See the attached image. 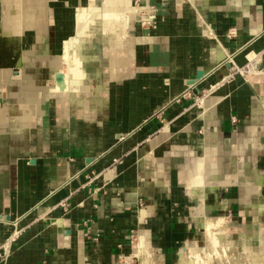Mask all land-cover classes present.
<instances>
[{"label": "crops", "instance_id": "1", "mask_svg": "<svg viewBox=\"0 0 264 264\" xmlns=\"http://www.w3.org/2000/svg\"><path fill=\"white\" fill-rule=\"evenodd\" d=\"M202 232L264 244V0H0V264Z\"/></svg>", "mask_w": 264, "mask_h": 264}, {"label": "bare ground", "instance_id": "2", "mask_svg": "<svg viewBox=\"0 0 264 264\" xmlns=\"http://www.w3.org/2000/svg\"><path fill=\"white\" fill-rule=\"evenodd\" d=\"M208 247V264H264V249H260L259 252H238L236 248L233 247H222L216 235L213 233L208 236L206 240ZM150 251L146 248H141L139 255H141V261L145 262L148 256H150ZM149 253L147 256L146 254ZM215 257L218 260H213ZM143 259V260H142ZM185 256L180 258L179 264H198L199 262L192 257L185 260ZM205 260V259H204ZM158 263L160 260L157 261Z\"/></svg>", "mask_w": 264, "mask_h": 264}, {"label": "rangeland", "instance_id": "3", "mask_svg": "<svg viewBox=\"0 0 264 264\" xmlns=\"http://www.w3.org/2000/svg\"><path fill=\"white\" fill-rule=\"evenodd\" d=\"M230 221L226 220L224 218V231L227 235V237L231 240V242H236L237 239L235 235H238V233L236 232L237 230H233L231 231V225H228ZM202 235H193L190 236L187 240L183 241L176 249L174 252V261L173 264H179L180 263V258H178V249L180 247L183 246V244L185 243L187 246L194 248V247H200L199 251H194L192 252V259L197 260L199 263L198 264H208V258L210 257V255H208V247H207V243L204 244V240H203V236H204V232H202ZM205 245V246H204ZM252 247L250 248L248 245H246L244 242H240V244H235V245H230V244H225L223 243L222 247H233L236 248L238 252L244 253V252H259V250L262 248L264 249V244H258V243H253L251 245ZM249 247V248H248ZM248 248V249H246ZM138 249L136 250V253H138ZM252 249V250H250ZM147 256L149 255V253L146 254ZM152 255V256H151ZM216 256H214L213 260H218V258L215 259ZM189 257H187L185 260H188ZM205 259V260H204ZM143 260V259H142ZM158 258H156L153 253H150V256L147 257V259L145 260V262L141 261V264H152V263H157ZM136 264H139L138 260L135 262Z\"/></svg>", "mask_w": 264, "mask_h": 264}, {"label": "built area", "instance_id": "4", "mask_svg": "<svg viewBox=\"0 0 264 264\" xmlns=\"http://www.w3.org/2000/svg\"><path fill=\"white\" fill-rule=\"evenodd\" d=\"M245 70H250V68H239V69H237V71H239V72H245ZM62 206H63V208L66 207V203H63ZM1 254L3 255L2 257H6L8 254V246H5V244L1 246L0 258H1Z\"/></svg>", "mask_w": 264, "mask_h": 264}, {"label": "water", "instance_id": "5", "mask_svg": "<svg viewBox=\"0 0 264 264\" xmlns=\"http://www.w3.org/2000/svg\"><path fill=\"white\" fill-rule=\"evenodd\" d=\"M196 77H197V78H200V77H201V72H200V71L197 72Z\"/></svg>", "mask_w": 264, "mask_h": 264}]
</instances>
